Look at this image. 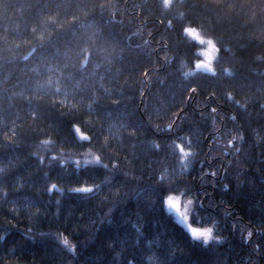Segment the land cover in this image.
Wrapping results in <instances>:
<instances>
[{
	"label": "trees",
	"instance_id": "16d2710c",
	"mask_svg": "<svg viewBox=\"0 0 264 264\" xmlns=\"http://www.w3.org/2000/svg\"><path fill=\"white\" fill-rule=\"evenodd\" d=\"M0 264H264V0H0Z\"/></svg>",
	"mask_w": 264,
	"mask_h": 264
},
{
	"label": "rangeland",
	"instance_id": "374dc122",
	"mask_svg": "<svg viewBox=\"0 0 264 264\" xmlns=\"http://www.w3.org/2000/svg\"><path fill=\"white\" fill-rule=\"evenodd\" d=\"M187 34L198 40L201 43V48L199 49L200 58L195 63L196 68L205 69L207 71H214L215 70V48L214 45L207 39L202 38L200 34L196 33L193 30L186 29ZM213 66V67H212ZM177 194L169 193L165 196L164 206L165 209L171 213L177 221H179L192 235L195 240H202V241H209L213 239H217V235L211 228L203 227V226H196L193 225L190 221L189 212H186V206L181 203V199H175L173 196ZM188 207H190V201H186ZM208 231L211 232V236L208 237Z\"/></svg>",
	"mask_w": 264,
	"mask_h": 264
}]
</instances>
